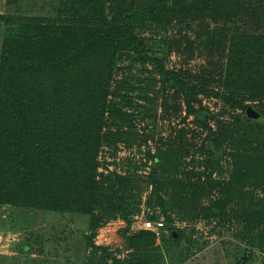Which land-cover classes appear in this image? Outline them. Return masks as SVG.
<instances>
[{
  "label": "rangeland",
  "instance_id": "374dc122",
  "mask_svg": "<svg viewBox=\"0 0 264 264\" xmlns=\"http://www.w3.org/2000/svg\"><path fill=\"white\" fill-rule=\"evenodd\" d=\"M74 2L0 0V16L5 18L0 20V45L9 18H64ZM207 3L210 12L189 18L168 15L138 30L149 56L157 61L145 63L144 57L126 53L117 65L98 174L100 181H108L107 189L113 186L111 195L112 190L118 192L128 186L125 213L112 211L106 202L95 213L97 219L104 218L105 225L95 228L96 219L90 216L0 205V252L17 254L25 245L31 250L30 255L22 254L26 262L15 254L14 258H1L0 264H50L46 262L51 258L63 264H123L134 256L150 257L149 264H264V246L258 236L264 227L259 225L264 218V176L233 169L238 137L211 157L207 152L208 132L189 116L185 96L170 89L160 75L161 68L177 72L197 88L192 105L210 110L212 130L217 131L219 121L232 123L236 133L244 129L245 110L226 106L221 97L227 39L237 31L264 32V0ZM244 106L264 113V99H246ZM171 147H184L188 152L177 184L193 198L185 203L184 191L171 189L165 201L171 196L175 201L161 207L149 183L152 156ZM255 152L264 154V144H258ZM214 159L217 165L207 168ZM218 203L225 206L218 215H209L207 209ZM160 220L164 231L145 229L146 222ZM144 231L155 235L154 244L146 249L132 248L131 236Z\"/></svg>",
  "mask_w": 264,
  "mask_h": 264
},
{
  "label": "trees",
  "instance_id": "16d2710c",
  "mask_svg": "<svg viewBox=\"0 0 264 264\" xmlns=\"http://www.w3.org/2000/svg\"><path fill=\"white\" fill-rule=\"evenodd\" d=\"M207 1L217 0H75L64 18L16 15L6 20L0 45V205L90 216L96 219L95 228L105 225L95 213L106 202L112 211L125 213L128 186L112 190L111 195L113 186L107 189L108 181H100L98 174L117 65L126 53L144 57L145 63L157 61L149 56L138 30L168 15L189 18L210 12ZM227 42L221 97L226 106L245 110V124L236 119L244 126L238 129L241 135L224 121L212 130L210 110L192 105L197 88L177 72L161 68L160 75L170 89L185 96L189 116L208 132L211 157L238 137L233 169L264 176V154L255 152L258 144H264V113L254 106L242 107L246 99H264V32H233ZM249 107L261 118H248ZM187 155L184 147H171L152 156L149 183L159 206L175 201V196L165 201L175 188L184 191L185 203L193 198L177 184ZM216 165L215 159L210 160L207 168ZM224 206L209 207L208 214L216 216ZM261 218L259 225L264 226ZM258 236L264 246V227ZM154 241L155 235L144 231L131 236L130 245L146 249ZM149 258L134 256L123 264H149Z\"/></svg>",
  "mask_w": 264,
  "mask_h": 264
},
{
  "label": "crops",
  "instance_id": "0c3cea01",
  "mask_svg": "<svg viewBox=\"0 0 264 264\" xmlns=\"http://www.w3.org/2000/svg\"><path fill=\"white\" fill-rule=\"evenodd\" d=\"M19 244H21V243H19ZM14 245H17V244H14ZM15 248H16V246H14ZM30 248L27 246V245H25V246H23V248L21 249V251H18L17 250V254H16V252L14 253V252H10V251H8L7 250V252H0V259L1 258H14L15 256H19V258H21V260L20 261H25L26 262V260H25V255H30L29 253H30ZM16 254V255H15ZM22 254H25L24 256H22ZM15 255V256H14ZM16 259V258H15ZM18 259V258H17ZM36 261H42L43 263H45L44 262V260H42V259H38V260H36ZM46 263H50V264H63L62 262H59V260L58 259H54V258H51V260H47V262Z\"/></svg>",
  "mask_w": 264,
  "mask_h": 264
},
{
  "label": "built area",
  "instance_id": "2783aa9c",
  "mask_svg": "<svg viewBox=\"0 0 264 264\" xmlns=\"http://www.w3.org/2000/svg\"><path fill=\"white\" fill-rule=\"evenodd\" d=\"M145 229L149 230V231H154V232H161L162 229L164 228L165 224L162 220L158 221V222H152V221H148L145 224Z\"/></svg>",
  "mask_w": 264,
  "mask_h": 264
},
{
  "label": "water",
  "instance_id": "95a60500",
  "mask_svg": "<svg viewBox=\"0 0 264 264\" xmlns=\"http://www.w3.org/2000/svg\"><path fill=\"white\" fill-rule=\"evenodd\" d=\"M246 116L253 120H258L261 118V114L257 112L253 107H249L247 109Z\"/></svg>",
  "mask_w": 264,
  "mask_h": 264
}]
</instances>
